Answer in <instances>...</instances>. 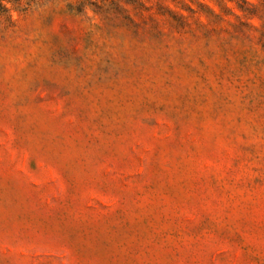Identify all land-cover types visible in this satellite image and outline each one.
<instances>
[{"label": "rangeland", "instance_id": "374dc122", "mask_svg": "<svg viewBox=\"0 0 264 264\" xmlns=\"http://www.w3.org/2000/svg\"><path fill=\"white\" fill-rule=\"evenodd\" d=\"M0 264H264V0L0 17Z\"/></svg>", "mask_w": 264, "mask_h": 264}, {"label": "trees", "instance_id": "16d2710c", "mask_svg": "<svg viewBox=\"0 0 264 264\" xmlns=\"http://www.w3.org/2000/svg\"><path fill=\"white\" fill-rule=\"evenodd\" d=\"M35 0H28L24 3L23 0H0V17H3L6 21L11 22V13L16 12L18 14L27 10L30 3ZM138 7L144 8V4L148 0H132ZM250 13V12H249Z\"/></svg>", "mask_w": 264, "mask_h": 264}]
</instances>
